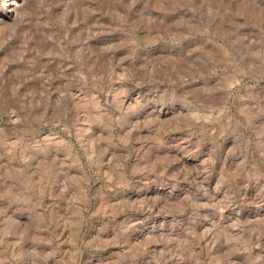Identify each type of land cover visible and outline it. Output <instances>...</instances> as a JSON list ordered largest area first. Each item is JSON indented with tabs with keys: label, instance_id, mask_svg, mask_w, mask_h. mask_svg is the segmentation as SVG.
I'll return each instance as SVG.
<instances>
[{
	"label": "rangeland",
	"instance_id": "1",
	"mask_svg": "<svg viewBox=\"0 0 264 264\" xmlns=\"http://www.w3.org/2000/svg\"><path fill=\"white\" fill-rule=\"evenodd\" d=\"M0 264H264V0H0Z\"/></svg>",
	"mask_w": 264,
	"mask_h": 264
}]
</instances>
